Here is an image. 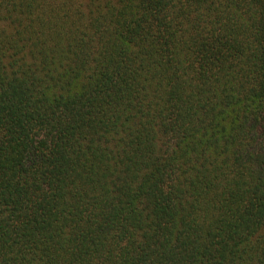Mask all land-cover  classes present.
I'll use <instances>...</instances> for the list:
<instances>
[{
	"label": "trees",
	"instance_id": "trees-1",
	"mask_svg": "<svg viewBox=\"0 0 264 264\" xmlns=\"http://www.w3.org/2000/svg\"><path fill=\"white\" fill-rule=\"evenodd\" d=\"M0 264H264V0H0Z\"/></svg>",
	"mask_w": 264,
	"mask_h": 264
}]
</instances>
